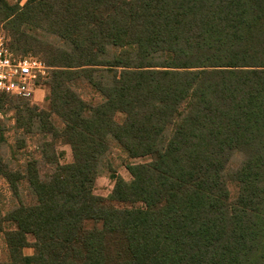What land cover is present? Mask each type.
I'll list each match as a JSON object with an SVG mask.
<instances>
[{
  "label": "trees",
  "instance_id": "obj_1",
  "mask_svg": "<svg viewBox=\"0 0 264 264\" xmlns=\"http://www.w3.org/2000/svg\"><path fill=\"white\" fill-rule=\"evenodd\" d=\"M4 23L70 45L44 60L49 111L17 118L51 139L40 154L52 174L36 160L13 170L0 141V178L36 197L12 211V264H264V0H0ZM80 79L101 104L74 91ZM57 140L72 164H60ZM111 140L151 161L128 166L132 182L106 199L93 189Z\"/></svg>",
  "mask_w": 264,
  "mask_h": 264
},
{
  "label": "rangeland",
  "instance_id": "obj_2",
  "mask_svg": "<svg viewBox=\"0 0 264 264\" xmlns=\"http://www.w3.org/2000/svg\"><path fill=\"white\" fill-rule=\"evenodd\" d=\"M10 6L24 7L28 0H6ZM0 33L10 39L13 52L20 57L33 56L42 61L50 60L51 54L58 50L70 48V45L52 34L45 32L41 28H36L31 24H24L18 31L12 28L8 23L0 24ZM17 33V34H16ZM22 38L26 45L18 43V38ZM11 50V51H12ZM48 53V54H47ZM61 58V55H60ZM59 58V59H60ZM60 63L63 60H58ZM50 65V64H49ZM51 69L50 76L46 81L39 83L40 87L35 91L32 99H20L0 94V141L2 155L9 166L15 171L24 172L27 163L32 160L39 161V171L42 177H49L55 167L43 164L41 160V147L44 141H51L50 138L39 132L38 127H34L31 132L20 129L17 118L20 112L29 109V111L39 113L49 111L50 91L48 83L52 79ZM74 91L90 106L101 104L104 99L99 92L92 88L86 80L80 79L73 82ZM56 127L62 129V123L57 117H53ZM116 120L122 123L124 116L118 114ZM55 150L58 154L59 162L62 165H69L74 162L73 153L69 145L64 144L61 140L54 141ZM244 156L241 153H235L226 168L227 188L230 194V204L235 203L238 198L240 185L233 180L232 175L239 169ZM150 157L133 159L120 145L111 140L110 150L102 157L99 164V174L93 193L97 197L109 198L119 179L127 183L132 182V176L127 170L131 165H142L149 163ZM36 204V197L33 195L28 183L23 181L19 184V193H12L10 184L0 178V264H12V230L16 226L12 224V211L20 205L31 206ZM29 244L33 239L28 236ZM25 257H31L34 250L30 247L23 249Z\"/></svg>",
  "mask_w": 264,
  "mask_h": 264
},
{
  "label": "built area",
  "instance_id": "obj_3",
  "mask_svg": "<svg viewBox=\"0 0 264 264\" xmlns=\"http://www.w3.org/2000/svg\"><path fill=\"white\" fill-rule=\"evenodd\" d=\"M49 72L50 68L39 58L17 56L10 49V39L0 33V94L32 99Z\"/></svg>",
  "mask_w": 264,
  "mask_h": 264
}]
</instances>
